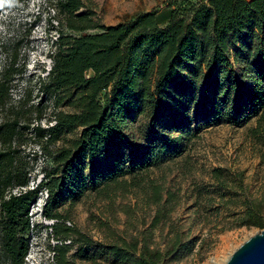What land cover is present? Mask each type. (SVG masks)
<instances>
[{"label": "trees", "instance_id": "trees-1", "mask_svg": "<svg viewBox=\"0 0 264 264\" xmlns=\"http://www.w3.org/2000/svg\"><path fill=\"white\" fill-rule=\"evenodd\" d=\"M46 1L58 13L59 28L50 54L52 67L40 79L39 90L53 99L55 110L47 127L42 125L41 103L34 112L36 125L23 122L20 112L0 123V261L26 264L34 230L31 210L46 193L41 213L55 221L51 227L59 241L54 264H74L68 258L73 243L82 252L103 247L123 264H164L174 253L190 250L180 233L165 252L148 243L140 248L138 240L121 239L103 246L67 226L68 218L59 207L66 202L77 204L88 191L108 195L116 187L127 188L126 176L135 179L148 169L146 162L127 170L119 166L106 172L97 169L125 138L135 111L155 122L173 99L181 102L191 93L188 109L194 104L195 118L210 111L206 124L245 125L251 111L264 102V69L260 68L264 64V0H185L180 7H189L187 14L171 12L164 27L157 12L106 26L83 0ZM89 30L99 33L82 35ZM7 99L8 88L5 81L0 82V104L5 106ZM78 131L70 140L68 136ZM26 141L52 160L42 167V178L34 185L31 162L22 150ZM167 150L165 143L154 152ZM213 177L215 193L228 190L234 194L229 203L236 210L235 226L264 229V201L248 195L240 201L238 188L229 182L228 178H238L242 189L243 174L216 168ZM152 190L153 202L161 205V187ZM172 201L170 194L155 225Z\"/></svg>", "mask_w": 264, "mask_h": 264}, {"label": "rangeland", "instance_id": "rangeland-1", "mask_svg": "<svg viewBox=\"0 0 264 264\" xmlns=\"http://www.w3.org/2000/svg\"><path fill=\"white\" fill-rule=\"evenodd\" d=\"M83 1L106 26L157 12L164 27L170 21L171 12L180 10L181 14H187L189 10V7H180L185 0ZM57 16L46 0H15L12 6L5 5L0 11V82L5 81L8 88L6 104H0V123L20 112L25 116L23 122L36 125L34 112L41 103L42 125H51L48 120L55 110L54 101L40 92L39 81L52 67L50 54L58 37ZM65 33L76 35L67 30ZM97 33L99 30H89L82 35ZM260 68L264 69V64ZM190 95L181 102L173 99L155 122L139 111L133 113L125 138L105 155L97 169L106 172L119 166L127 170L143 162L148 169L135 179L126 176L130 182L127 188L116 187L108 195L92 190L75 205L62 204L59 211L68 218L64 222L67 226L103 246L121 239L138 240L140 248L148 243L152 249L163 252L180 233L182 243L190 250L180 255L174 253L164 264H213L216 258L234 252L252 235L264 230L235 226L236 210L229 203L234 194L228 190L222 195L215 193L217 185L213 177L216 168L226 169L233 175L241 173L242 189L238 178H228L238 188L240 201L246 195L264 201V102L258 110L251 111V117L242 127L215 126L206 124L210 111H203L195 118L194 104L188 109V103L193 101ZM61 110L70 111L68 107ZM79 131L69 135L70 140ZM165 143L168 144L166 152H154ZM22 150L31 162V185H34L42 178V167L51 165L52 160L41 155L39 147L31 141H26ZM154 186L161 187V205L153 202ZM170 194L172 209L167 207L155 225L158 212L167 204ZM45 200L46 193H43L31 210L34 230L30 234L26 264H54V248L59 241L51 227L55 221L47 220L41 213ZM68 258L74 264H123L103 247L82 252L78 243L72 244ZM0 264H4L3 260Z\"/></svg>", "mask_w": 264, "mask_h": 264}, {"label": "water", "instance_id": "water-1", "mask_svg": "<svg viewBox=\"0 0 264 264\" xmlns=\"http://www.w3.org/2000/svg\"><path fill=\"white\" fill-rule=\"evenodd\" d=\"M225 264H264V230L235 249Z\"/></svg>", "mask_w": 264, "mask_h": 264}, {"label": "bare ground", "instance_id": "bare-ground-1", "mask_svg": "<svg viewBox=\"0 0 264 264\" xmlns=\"http://www.w3.org/2000/svg\"><path fill=\"white\" fill-rule=\"evenodd\" d=\"M233 251L227 252L225 255L223 254L221 257L216 258L213 264H225L226 261L229 259Z\"/></svg>", "mask_w": 264, "mask_h": 264}, {"label": "clouds", "instance_id": "clouds-1", "mask_svg": "<svg viewBox=\"0 0 264 264\" xmlns=\"http://www.w3.org/2000/svg\"><path fill=\"white\" fill-rule=\"evenodd\" d=\"M15 0H0V8L4 7L5 5L12 6Z\"/></svg>", "mask_w": 264, "mask_h": 264}, {"label": "built area", "instance_id": "built-area-1", "mask_svg": "<svg viewBox=\"0 0 264 264\" xmlns=\"http://www.w3.org/2000/svg\"><path fill=\"white\" fill-rule=\"evenodd\" d=\"M209 0H194L195 3H207Z\"/></svg>", "mask_w": 264, "mask_h": 264}]
</instances>
